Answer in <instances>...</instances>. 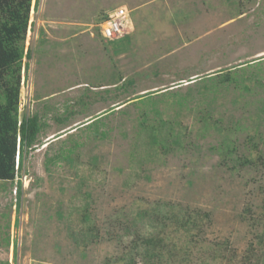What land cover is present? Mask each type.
<instances>
[{"label":"rangeland","instance_id":"374dc122","mask_svg":"<svg viewBox=\"0 0 264 264\" xmlns=\"http://www.w3.org/2000/svg\"><path fill=\"white\" fill-rule=\"evenodd\" d=\"M30 51L19 118L42 129L0 181V264H125L128 220L176 244L157 264L264 263V166L229 171L220 151L256 136L264 155V0H33ZM237 67L251 93L210 81ZM185 210L195 235L161 224Z\"/></svg>","mask_w":264,"mask_h":264},{"label":"trees","instance_id":"16d2710c","mask_svg":"<svg viewBox=\"0 0 264 264\" xmlns=\"http://www.w3.org/2000/svg\"><path fill=\"white\" fill-rule=\"evenodd\" d=\"M32 2L33 0H0V181L3 182L15 181L17 154L19 153L21 159L24 151L36 144L42 129L37 116L32 118L24 117L22 121L19 118L23 59L25 56L29 58L32 56V51L25 55V42L30 28ZM107 19L108 16L103 21ZM257 63H260V61ZM238 74H240V70L237 67L227 73L219 72L218 75L210 77V81H214L219 77V84L228 86L231 83L239 92H243L244 94L251 93L253 90L250 85L246 84L244 76H238ZM145 95L147 96V94ZM240 101V99L236 100L237 103ZM257 115L264 120V101L261 102ZM101 117L98 116L95 120H91L92 122L89 121L90 123L87 127L95 128L97 131L96 125L101 121ZM255 138L256 136H251L246 141L247 144L251 141L253 143V146H249L250 155H241L240 147L233 142L231 145H223V149H219L223 153L221 154L223 156L222 165L226 166L229 171H234L237 167L244 168L249 166L250 168H256L259 165L264 166V155L259 150L260 146L257 145L258 142ZM261 143H264V141ZM244 145L245 148L246 144ZM255 153L257 157H253ZM63 156L61 157L59 154L55 155L53 158L48 159V162H57L61 158H64ZM21 166L20 163L19 168ZM185 211L178 215H175V213L167 215L166 220L161 222V224L167 225L168 221H171L170 225L175 230H184L195 235L196 231L200 229V222L198 221L199 213L189 210ZM132 224L133 221L128 220L125 234L131 233L135 236L130 246V253H137L135 257H142V260L144 262L147 260L148 264H157L164 256L163 251L167 252L170 260L178 256L176 244H172L165 239L162 236L164 232L145 236L134 230L135 228L132 227ZM259 236L255 244L264 248V233ZM83 239L90 238L86 236ZM93 240L95 241V239ZM179 252L184 255L183 257H188L187 253H182L181 250ZM130 253L125 254L119 261H124L125 264H137L135 257L130 256ZM246 258L250 259L249 257Z\"/></svg>","mask_w":264,"mask_h":264},{"label":"built area","instance_id":"2783aa9c","mask_svg":"<svg viewBox=\"0 0 264 264\" xmlns=\"http://www.w3.org/2000/svg\"><path fill=\"white\" fill-rule=\"evenodd\" d=\"M127 11L124 9L116 10L108 16L100 26L102 36L107 40H116L123 36L127 24Z\"/></svg>","mask_w":264,"mask_h":264},{"label":"clouds","instance_id":"9594fccd","mask_svg":"<svg viewBox=\"0 0 264 264\" xmlns=\"http://www.w3.org/2000/svg\"><path fill=\"white\" fill-rule=\"evenodd\" d=\"M128 21H127V24H126V28L128 27ZM21 93H20V104H21ZM20 121H22V120H20ZM20 158V156H19V153L17 154V158H16V169H17V171L20 169L19 167H20V161H18V159Z\"/></svg>","mask_w":264,"mask_h":264},{"label":"crops","instance_id":"0c3cea01","mask_svg":"<svg viewBox=\"0 0 264 264\" xmlns=\"http://www.w3.org/2000/svg\"><path fill=\"white\" fill-rule=\"evenodd\" d=\"M133 28H134V25H133Z\"/></svg>","mask_w":264,"mask_h":264}]
</instances>
